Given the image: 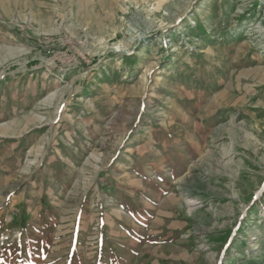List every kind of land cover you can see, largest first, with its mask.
Instances as JSON below:
<instances>
[{"label":"rangeland","instance_id":"obj_1","mask_svg":"<svg viewBox=\"0 0 264 264\" xmlns=\"http://www.w3.org/2000/svg\"><path fill=\"white\" fill-rule=\"evenodd\" d=\"M0 264H264V0H0Z\"/></svg>","mask_w":264,"mask_h":264},{"label":"bare ground","instance_id":"obj_2","mask_svg":"<svg viewBox=\"0 0 264 264\" xmlns=\"http://www.w3.org/2000/svg\"><path fill=\"white\" fill-rule=\"evenodd\" d=\"M189 203H191V204H192L193 202H189Z\"/></svg>","mask_w":264,"mask_h":264}]
</instances>
